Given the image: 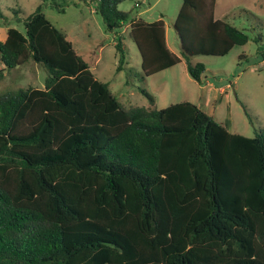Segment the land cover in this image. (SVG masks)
I'll list each match as a JSON object with an SVG mask.
<instances>
[{
  "label": "trees",
  "instance_id": "obj_1",
  "mask_svg": "<svg viewBox=\"0 0 264 264\" xmlns=\"http://www.w3.org/2000/svg\"><path fill=\"white\" fill-rule=\"evenodd\" d=\"M117 32L118 70L129 34L145 76L199 55H226L250 40L215 16L217 0H183L175 28L91 0ZM0 39L5 68L34 61L44 88L0 94V264H264V126L248 137L182 101L124 105L67 34L42 10ZM257 39V38H256ZM260 40V39H257Z\"/></svg>",
  "mask_w": 264,
  "mask_h": 264
},
{
  "label": "rangeland",
  "instance_id": "obj_2",
  "mask_svg": "<svg viewBox=\"0 0 264 264\" xmlns=\"http://www.w3.org/2000/svg\"><path fill=\"white\" fill-rule=\"evenodd\" d=\"M182 2L125 0L119 8L149 22L163 19L168 44L182 57L181 40L175 28ZM41 3V0H0V39L9 28L24 32V21ZM57 3L58 6H42L46 17L67 34L95 76L109 83L124 105L149 106L150 101L142 92L145 89L154 95L159 108L192 101L228 125L232 132L248 137L264 126V0L216 1L215 16L244 29L250 40L234 46L226 55L195 56V61L206 65L202 83L190 75L184 58L169 69L145 76L140 51L129 34V22L119 31L126 59L124 68L118 70L117 32L107 30L96 5L91 0H57ZM4 67L0 63V69ZM47 75L44 66L34 61L5 68L0 94L28 86L44 88Z\"/></svg>",
  "mask_w": 264,
  "mask_h": 264
},
{
  "label": "crops",
  "instance_id": "obj_3",
  "mask_svg": "<svg viewBox=\"0 0 264 264\" xmlns=\"http://www.w3.org/2000/svg\"><path fill=\"white\" fill-rule=\"evenodd\" d=\"M167 42H168V40H167ZM169 45V44H168ZM170 47V46H169ZM171 48V47H170ZM172 49V48H171ZM173 50V49H172ZM174 51V50H173ZM175 52V51H174ZM224 123V122H223ZM225 124V123H224Z\"/></svg>",
  "mask_w": 264,
  "mask_h": 264
}]
</instances>
